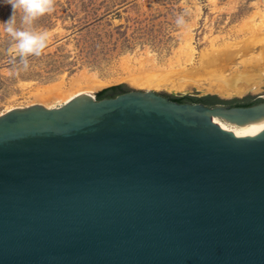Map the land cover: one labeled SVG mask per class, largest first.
Here are the masks:
<instances>
[{
	"label": "water",
	"instance_id": "1",
	"mask_svg": "<svg viewBox=\"0 0 264 264\" xmlns=\"http://www.w3.org/2000/svg\"><path fill=\"white\" fill-rule=\"evenodd\" d=\"M0 264H264V101L0 115Z\"/></svg>",
	"mask_w": 264,
	"mask_h": 264
},
{
	"label": "rangeland",
	"instance_id": "2",
	"mask_svg": "<svg viewBox=\"0 0 264 264\" xmlns=\"http://www.w3.org/2000/svg\"><path fill=\"white\" fill-rule=\"evenodd\" d=\"M51 2L53 11L31 26L38 32L48 31L50 37L39 57H26L28 69H23L18 56H10L14 41L0 33V115L35 105L39 92L56 85L58 95L45 97L42 105L59 107L55 97L86 85L87 79L102 84L91 93L96 100L101 90L122 85L119 92L152 91L173 98L217 96L227 106L233 101H264V0ZM185 8L189 10L186 26L178 28L175 14ZM9 14V7L0 6V21ZM258 59L263 66L255 70L252 61ZM9 69L19 75H9ZM232 69H236L233 86L248 87L246 92L221 95L208 89L212 76ZM153 74L160 76V82L133 83L135 78H154ZM175 83L183 88L177 90Z\"/></svg>",
	"mask_w": 264,
	"mask_h": 264
},
{
	"label": "clouds",
	"instance_id": "3",
	"mask_svg": "<svg viewBox=\"0 0 264 264\" xmlns=\"http://www.w3.org/2000/svg\"><path fill=\"white\" fill-rule=\"evenodd\" d=\"M0 6L10 8L6 20L0 21V33L6 34L14 43L8 49L11 57H19L23 69H28V56L39 57L49 40L48 31H35L31 26L38 17L53 11L51 0H0ZM188 9L175 14V25L178 28L186 26L185 16ZM12 61H10L11 63ZM9 75L18 76V72L8 70Z\"/></svg>",
	"mask_w": 264,
	"mask_h": 264
},
{
	"label": "bare ground",
	"instance_id": "4",
	"mask_svg": "<svg viewBox=\"0 0 264 264\" xmlns=\"http://www.w3.org/2000/svg\"><path fill=\"white\" fill-rule=\"evenodd\" d=\"M185 46L187 47V45H185ZM188 47H187L188 49H190V50L192 49L190 46H188ZM259 60L260 59H258V61H256V62L252 61V64H254L253 67L255 68V70H257L258 68H261L263 66L261 63H259L260 62ZM222 62L223 61H220V64ZM245 63H247V62H244L245 68H247L248 64H245ZM252 64H250V65H252ZM262 68H264V67H262ZM216 71L218 72V70H216ZM262 71H264V69H262ZM229 72H230L229 74H224L223 72H218L214 76H212L213 78L211 80V83L209 84L208 89L214 91V93L216 92V93H219L221 95L242 94V93L246 92L248 90V87H241V86L234 87L233 86V81H234V78L236 76V69H234V70L232 69ZM153 76H155V77L153 78L150 76L148 78L146 77V79L145 78H135L133 80V83L136 85H141V84L151 85V84L160 82V79H161L160 76L154 75V74H153ZM85 83H86V85L81 86V87H77L75 90L69 91L67 94H65L59 98H57V96H56L55 98L58 99L59 106L64 105L65 103H67L68 101H70L71 99H73L74 97H77L79 95H83V94H90L91 95L92 91L102 87V84L94 81V79L93 80L87 79ZM176 84L177 83H175V85H173V86L177 90L183 88L181 85H179V84L176 85ZM57 87H58L57 85L51 86V87L43 89V91L39 92L40 96H38V102L35 103V105L36 104L42 105L43 100H47L48 98H52L53 96L58 95V93L56 92ZM42 97H44V98H42ZM55 98H53V99H55ZM32 105H34V104H32ZM51 108H53V107H51Z\"/></svg>",
	"mask_w": 264,
	"mask_h": 264
},
{
	"label": "trees",
	"instance_id": "5",
	"mask_svg": "<svg viewBox=\"0 0 264 264\" xmlns=\"http://www.w3.org/2000/svg\"><path fill=\"white\" fill-rule=\"evenodd\" d=\"M121 88H122V85H116V86L105 88L97 93V100H101L105 98H112L119 94L125 93V92H119ZM109 93H112V96L108 97ZM165 97L168 98L170 101L177 102V103H201L209 107H212L215 105L228 104L227 101H223L217 96H211V95H207L203 97H191V96H183V97H176V98L169 97V96H165ZM233 102L234 104H232V106L230 107H248V106L261 103V101L247 102V103H241L238 101H233Z\"/></svg>",
	"mask_w": 264,
	"mask_h": 264
}]
</instances>
